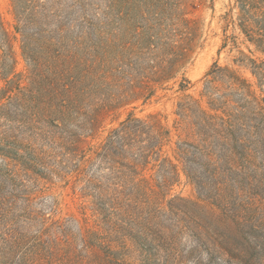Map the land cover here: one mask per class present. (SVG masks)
Wrapping results in <instances>:
<instances>
[{
    "label": "trees",
    "instance_id": "trees-1",
    "mask_svg": "<svg viewBox=\"0 0 264 264\" xmlns=\"http://www.w3.org/2000/svg\"><path fill=\"white\" fill-rule=\"evenodd\" d=\"M14 4L31 87L22 91V100L0 105V156L18 161L22 169L46 170L33 142L19 139L18 132L30 129V136L46 138L43 124L65 132L55 140L58 156L68 174L84 182L81 190L92 197L101 231L78 224L74 243L69 219L55 220L47 227L51 235L35 238L39 241L30 249L6 232L9 249L0 248V264H21L29 250L37 264H264V98L246 93V83L217 68L210 72L213 79L227 77L238 85L235 105L227 110L211 104L222 110L218 115L179 104L178 114L194 126L177 144L185 173L199 197L218 211L217 223L195 219L178 207L177 197L166 200L164 191L178 180L177 165L162 157L164 131L155 121L129 114L97 155L106 173L88 175L81 168L84 154L69 130L72 124L92 126L93 119L85 118L89 96L100 108L113 107L97 95L100 80L129 65L116 57L126 46L119 32L123 0ZM260 22L259 37L253 38L264 48V14ZM7 42L0 22V43ZM252 72L263 85L264 61L252 60ZM165 75L160 69L156 80ZM148 167L155 170L151 179L144 176Z\"/></svg>",
    "mask_w": 264,
    "mask_h": 264
},
{
    "label": "rangeland",
    "instance_id": "rangeland-1",
    "mask_svg": "<svg viewBox=\"0 0 264 264\" xmlns=\"http://www.w3.org/2000/svg\"><path fill=\"white\" fill-rule=\"evenodd\" d=\"M123 3L124 20L119 32L126 46L124 53L116 57L121 56L129 65L123 67L124 71H111L108 78L100 80L103 87L97 90V95L113 107L100 108L101 104L89 96L85 118L93 119L92 126L80 128L72 124L69 130L84 154L81 168L88 175L106 173L98 165L97 155L111 130L129 114L155 121L164 131L162 157L177 165L178 180L164 191L166 200L177 197L178 207L193 218L217 223L218 211L199 197L177 150V144L187 137V130L194 132L191 119L178 114L179 104L189 102L195 109L218 115L223 114L222 110H212L211 104L222 105L221 109L235 105L238 85L227 77L213 79L210 72L217 68L246 83V93L264 98V84L260 85L252 72V60L264 61V48L253 38L259 37L261 31L264 1L123 0ZM0 22L8 35L7 44L0 43V105H4L22 100V91L31 87V78L22 35L17 31L14 0H0ZM160 69L166 75L156 80ZM224 93L226 97L221 96ZM224 100L227 102L223 105ZM42 126L49 132L46 138L30 136V129L20 130L18 137L33 142L48 167L46 170L22 169L18 161L7 157L3 161L0 156L1 249H9L6 232L16 243L30 249L39 241L35 238L41 236L45 240L51 235L52 230L47 227L55 220L69 219L74 243L78 224L101 231L96 224L100 219L93 209L92 197L81 190L84 182L77 181L75 173L68 174L69 168L64 167L58 156L61 150L55 140L65 132L51 125ZM154 173L148 167L144 176L151 179ZM127 245L134 247L129 240ZM32 257L29 250L21 264H37ZM56 263L53 260L51 264Z\"/></svg>",
    "mask_w": 264,
    "mask_h": 264
}]
</instances>
